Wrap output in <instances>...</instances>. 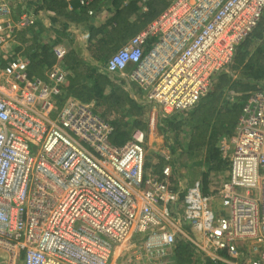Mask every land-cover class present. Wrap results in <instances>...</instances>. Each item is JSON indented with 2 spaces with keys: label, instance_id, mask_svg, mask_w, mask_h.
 Instances as JSON below:
<instances>
[{
  "label": "built area",
  "instance_id": "obj_1",
  "mask_svg": "<svg viewBox=\"0 0 264 264\" xmlns=\"http://www.w3.org/2000/svg\"><path fill=\"white\" fill-rule=\"evenodd\" d=\"M263 14L264 0H171L107 58L105 70L137 83L168 120L198 104ZM3 17V264H178L180 240L194 264H264V75L247 92L232 134L215 142L225 176L205 182L213 172L205 154L179 162L175 149L161 154L156 173L145 167V131L112 141L114 125L93 104L62 94L67 71L57 62L41 80L28 75L26 58L5 49L36 14H16L3 0ZM52 52L59 59L64 50L55 44ZM192 169L200 176L190 178Z\"/></svg>",
  "mask_w": 264,
  "mask_h": 264
},
{
  "label": "crops",
  "instance_id": "obj_2",
  "mask_svg": "<svg viewBox=\"0 0 264 264\" xmlns=\"http://www.w3.org/2000/svg\"><path fill=\"white\" fill-rule=\"evenodd\" d=\"M4 1L8 2L16 14L24 10L33 14L35 13L37 16L34 24L14 29L12 39L4 46L8 52L26 58L28 60V66L32 58L33 62L40 65L43 76L41 80L47 79V70L56 62L59 64V67L67 71V75L72 74L68 66L64 63V58H68L70 55L73 58L79 57L84 63L89 64L90 67L94 68L98 73L109 80L111 86L107 85L104 88V94L111 93L113 87L119 88L126 94L127 98L132 101L133 105L126 102L122 107H118L116 110H107L105 106L98 104V101L95 99L84 102L93 104L95 110L100 113L101 116L108 119L113 125V122L116 121L117 118H120L122 122H127V126H129L127 128V138L131 130L137 129L131 127L132 121L135 119H140L143 124L140 130L145 131L146 135L149 134L148 137L152 136L155 138L160 136L158 137L161 139L160 142L163 141L162 137L165 138L168 134L175 135V138L174 136L173 138L177 142L178 140L174 131H179L180 128L187 130L186 142L181 144V146L185 148L180 150L183 153L182 156L184 155L189 140V128L184 124L179 127H173V124L182 119L186 113L174 114L172 118L166 120L169 121L167 125L163 124L162 120L159 119L161 115L158 107L146 100L143 91L139 88L137 83L132 81L127 82L125 79L121 80V78L118 79L105 70L104 64L107 58L159 14V12L156 13L155 16L143 25L140 15L148 12V0H138L136 2L133 0H119L118 8H124L123 12L119 15H116V8L112 5L113 0H86V4H81L80 0H64V5L62 4L59 8V12L49 9H39L35 12L34 9L37 4L35 0ZM82 5L86 7L83 8ZM6 19V17H3L0 20ZM107 37L116 41L118 44H115L114 49L107 55L106 59H100L94 55L99 47L96 42L97 40L103 41L107 39ZM55 44L60 45L64 50L63 55L59 59L56 58L52 52V46ZM111 46H114V43H112ZM146 48L147 45L145 46V49ZM52 59V64L50 66L47 65ZM225 72H229V69L227 68ZM257 81L258 80L254 81V83ZM85 83L90 85L91 80L86 79ZM67 84L66 76L65 83L62 87L63 95H68L66 93ZM151 118H156L155 124H150ZM114 128L115 130L118 129L116 125H114ZM173 128H175V130ZM127 138L125 140H127ZM174 140L173 142L175 145ZM167 141L168 139H164L163 144H161L164 145L163 148L158 152L159 154L157 157H154L152 160L148 159L146 151L145 167L147 171L160 172L161 166L164 164L161 154L168 151L165 145ZM201 148H204V146H201ZM195 151L197 150L193 152ZM211 171L217 174V171ZM218 172V174H222L221 177L226 175L225 170H220ZM210 178L211 174L208 176L203 175L205 182ZM4 257V252L0 251V264H3ZM16 264H22V262L17 261Z\"/></svg>",
  "mask_w": 264,
  "mask_h": 264
},
{
  "label": "trees",
  "instance_id": "obj_3",
  "mask_svg": "<svg viewBox=\"0 0 264 264\" xmlns=\"http://www.w3.org/2000/svg\"><path fill=\"white\" fill-rule=\"evenodd\" d=\"M35 1L37 2L35 12L39 9L59 12L64 0ZM170 1L148 0V12L140 15L143 25L156 13H160ZM112 5L116 8V15L123 12L124 8H118L119 0H113ZM82 7L86 6L82 5ZM96 43L99 47L94 55L100 59H106L117 42L107 37L103 41L97 40ZM112 43H114V46H111ZM52 62L53 59L47 65L50 66ZM64 63L72 73L67 75L66 93L68 95L78 97L82 101L95 99L98 104H102L107 110H116L126 102L133 105L132 101L119 88L113 87L111 93L104 94V88L107 85L111 86L109 80L90 67L89 64L84 63L79 57L73 58L70 55L68 58H64ZM228 69L229 72L217 76L210 90L200 99L198 104L189 110L182 119L173 124V127L184 124L189 128V140L186 147L189 152L199 150L201 146H204L205 162L209 171L224 170V164L219 159L215 142L220 135L232 134L247 92L255 87L254 81L261 79L264 75V14L251 33L236 47L233 60ZM27 70L29 76L39 79L43 77L40 65L33 62L32 58ZM234 73H237V76L233 77ZM86 79L91 80L90 85L85 83ZM113 123L118 129L112 134L111 140L120 143L127 138V128L129 126H127V122H122L120 118H117ZM162 123L167 125L169 121L162 120ZM131 127L142 129L143 124L140 119H135L132 121ZM212 208L219 209L218 200H214ZM174 253L178 264H194L188 243L178 241ZM204 264L227 263L207 260Z\"/></svg>",
  "mask_w": 264,
  "mask_h": 264
},
{
  "label": "rangeland",
  "instance_id": "obj_4",
  "mask_svg": "<svg viewBox=\"0 0 264 264\" xmlns=\"http://www.w3.org/2000/svg\"><path fill=\"white\" fill-rule=\"evenodd\" d=\"M236 74L237 73H234L233 77L237 76ZM173 129L175 130V128H173ZM174 130H172V131H174ZM175 132H177V133H175ZM186 132H187V130H185L183 128H180L179 131H177V130L174 131V134H176V138L178 140L177 142L174 140L175 135H173V134H171V135L168 134V136H165V138L162 137L163 138V141L162 142H160L161 139L158 138L160 136H157V137L154 138L152 136L148 137L149 134H147L146 135V138H145V148H146V151H147V157H148V159L149 160H152L154 157H157V155L159 154L158 152H160V150L164 146V145H161V144H163L164 139H166V140L168 139V141H167V143L165 145L167 146V148L170 151H172V149L174 147V149H175L174 151H176V153H179L180 152V154L177 155V160L179 162H182L183 156H182V152L180 150L185 148V147H182L181 144H183V143L186 142V134H187ZM173 136H174V138H173ZM173 140L175 141V145H174ZM204 151H205L204 148H200L199 150H197V152H195L194 156H192L193 158L190 157V159H195V158L201 159V158H203ZM186 153H191V152H189L188 150H185L184 154H186ZM221 175L222 174H214V172H211V178L209 179L210 182L212 183V182H214V180H217L218 181L219 179H221ZM189 176H190V178H197V177L200 176V174H199V172L197 170L192 169L189 172ZM220 207L221 206H219V209H220Z\"/></svg>",
  "mask_w": 264,
  "mask_h": 264
}]
</instances>
